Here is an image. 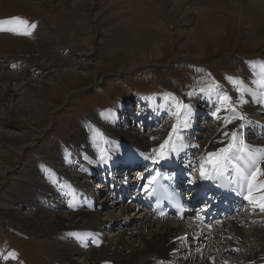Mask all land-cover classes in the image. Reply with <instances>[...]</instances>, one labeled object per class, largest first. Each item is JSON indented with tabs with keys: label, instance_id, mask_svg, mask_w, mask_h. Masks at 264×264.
I'll list each match as a JSON object with an SVG mask.
<instances>
[{
	"label": "bare ground",
	"instance_id": "1",
	"mask_svg": "<svg viewBox=\"0 0 264 264\" xmlns=\"http://www.w3.org/2000/svg\"><path fill=\"white\" fill-rule=\"evenodd\" d=\"M90 1L91 7L88 5L89 8L86 9V12L84 11L83 14H81L82 16L80 14L74 15L70 21H76L82 18L89 21L97 20L99 23L102 22V24L100 27L96 22L94 24V36H96L95 43L94 40L93 42L89 41L86 36L82 37L76 35L74 31L72 37L74 46H71L69 51H65L64 53L73 56V60H77L72 61L71 64L80 63L78 59L82 57L81 49L83 53L87 52L89 42L90 45L93 44L90 47L91 49H100L96 47L101 45L107 46L109 49L108 54H114V51L117 52L118 50L119 52H135L148 49L151 53H155L159 50V42L157 40L151 41L149 39L150 35H147L148 32H146L145 29L147 25L143 27L138 24V20L136 22V13H133L134 15L132 14L134 20L128 15L133 11L131 13H129L130 11L127 12L128 14H123V18L121 16L120 20L116 18L113 19L114 14L99 12L100 10L98 8H102L100 0ZM22 2L23 0L1 1L0 16L9 15L6 11V4L11 3L17 5ZM28 2H32V0H26V3ZM172 2L175 7L171 5V3H167L165 6L167 8L166 11L169 10L168 17L170 22H173L172 25L170 24L171 28L174 26L178 34L176 44L185 48L186 45L192 46L194 43H197L200 44L201 48L198 54H182L177 58L175 57L172 61H195L196 58L203 56L209 51L208 48H206L207 46L203 45V41L209 42V45L211 43L213 49L214 46L219 44L220 37L218 33L221 31V27H224L222 26V21H220V15L205 9L201 11V14L199 13L200 18L196 20L188 2H185V0H174ZM139 4L141 5V2ZM224 4H227V2H224ZM31 6L36 7V5ZM140 8L143 7L140 6ZM159 12L162 13L161 10ZM157 16V14L154 16L153 13L149 16V18L157 19L155 21L153 20L157 22V24L151 21V23H153L151 32L155 33L164 29V25H162L163 20L160 21ZM141 19L140 17V20ZM132 21L134 24H132ZM193 24H195V26H193ZM59 28H62V30L58 28L40 29L33 34L35 41L33 40L32 43L27 41L29 43L28 46H26L27 42L24 41L16 42L15 40H11V38H0V42L3 44L6 43L10 45L14 43L18 45L16 47L17 49L31 48L34 53L33 57H31L32 59L22 62L25 63V66H23L24 68L20 66V69L18 68L20 71L17 69V72H12L10 70L11 66L16 62L11 61L6 56H4L6 60H0V106H5L3 111L6 113H15L20 117H28L30 112L35 108V101L33 98H35L40 91L50 89L52 87V80L55 79L56 75L59 77L69 75L70 69L61 68L60 66H62V63L52 56L57 58L60 53H63L61 51L54 52V49L60 45L61 40L66 38L65 36H67V34L69 35V32L73 33V29L69 24H64ZM147 29L150 30L149 27ZM202 29H204L203 33L205 35L202 34ZM111 32L113 33V38H111L112 36L110 37ZM251 32L258 37L260 35H262L261 37L264 36V32L261 34V30L256 29V31L252 30ZM152 38L155 37L152 36ZM45 39L50 40L44 43ZM256 42L259 41L253 38L250 40L252 45H255ZM260 55L264 57V51L261 52ZM139 56L141 57V55ZM146 59L147 57H144L143 61ZM257 60L259 59L256 58V60L251 62L255 68L258 64H261ZM147 63H149V60L143 63L135 62L132 63L128 69H141L144 68ZM32 73H37L40 76H35L34 78V75L31 76ZM248 75L249 76L245 78L241 76L239 72L238 76L235 77L233 85V88L236 87L238 90H235L236 92L230 90L227 94L223 93V96H227L231 99L233 98L234 100L231 102L241 107L244 112L252 118H260L262 116L261 109L259 107L248 106L249 99L259 104L261 94L259 86L254 80H251L254 78V75ZM11 81H16L19 84L17 83V85L15 84L16 86H13ZM14 83L15 82H13V84ZM21 89H23V93L20 92ZM174 93L177 96V102L170 98L164 99L163 97L161 98L153 95L149 97L148 102L151 105L158 102V105H160L162 109L165 110L166 115L170 117L173 115L174 111L178 109L177 105H186L184 102V90L178 89L174 91ZM26 97L31 99L27 100ZM17 98L19 99L16 100ZM131 100L132 99L128 98L125 100L124 104L120 103L118 106L115 105L104 117L96 118L91 115V117L88 118L89 124L79 128V133H77L74 139L75 144H73V146L78 155L69 147L56 148L57 150L48 155L47 161H49L51 165H53L54 162L57 168L54 169L53 166L47 164H36V166L31 168V174L33 176L32 185L34 187L28 184L30 179L25 178L28 180L24 189L26 190L25 193L27 196L25 197L27 200L23 201L14 191L11 193L3 192L2 197L4 201L1 208L5 213L7 212L8 214L15 215L18 219V224L21 223L22 225L28 226L31 232L42 235L44 237V239L42 238L45 244L44 246L47 247L53 258L66 260L70 264H211L208 256L210 255V249H213L216 245L212 243V240L209 241L208 238H205V236H199L198 241L194 239L191 230L198 226L204 228L203 225L200 226L198 224L195 217H187L184 220L176 217L159 219L146 208L140 207L137 211L138 220L128 222L126 218L129 217H127L126 214H128L133 204L128 202V200H121L115 193L108 194L109 185L107 184L97 183L92 185L90 183L91 178L94 177L92 176L94 170L103 168L107 162L116 164V159L130 155L133 148H139L141 151L140 157L145 161L149 159L150 162L159 158L157 152L160 150L161 145H165L166 141L167 144L163 151L164 155L169 158L179 160L183 158L182 154L184 155L185 151L190 149L184 139H180L176 134H173L172 127L174 122L165 132L158 129L152 133H143L139 128H123L122 124L125 126L128 125V122L126 119L122 120L123 118H121L119 114L125 111V109H129V107L126 106L130 104ZM203 100H207V98L203 97L202 101ZM187 106L186 108L178 109L174 121L182 120L183 117H185V120L182 121H189L191 117L194 116V114L191 113L194 112L196 115V112L201 110V106L197 101ZM161 116L162 113L157 112L153 118L159 119ZM218 117L219 115L216 116V118ZM124 122H126V124ZM154 126L157 127L156 124L153 125V127ZM2 132L6 134L10 133H7L6 130H2ZM13 133L16 134L15 132ZM233 133L236 134L235 140L232 138ZM2 136L3 135L0 133V137ZM211 136H213V138L207 141L205 145L201 146L202 155L198 156L194 163L200 175L202 170L206 172L207 169H212V164L213 168H215L221 161H227L232 166H240L242 158L251 153L254 154L259 161L261 170H264V159H261V157H264V152L256 150L262 146L264 148V139L254 146H247L245 143L241 145L240 141H245L246 138L242 135V123L239 119L232 117L230 123L218 122V127L213 129ZM19 137L23 139L22 135H19ZM37 138L38 135H35L34 140L30 144H34ZM230 143L235 145L230 152L220 153L219 150L226 148ZM181 149L182 152L180 151ZM239 149L243 150L241 151ZM211 153H217L218 155L212 157L210 156ZM137 155L138 153L135 151L133 156ZM209 160L214 162L209 163ZM198 164H200V166H198ZM138 170V172H140L143 169ZM114 173L116 176H120L116 170ZM124 173L125 172H123V174ZM255 173L256 170L253 169L251 174L252 181H259L261 178H264V176H256V179L253 180L252 177ZM88 185H91L93 192H95L94 188H97L103 194L105 193V195L114 198V201L106 203V200H104L105 197L96 198L95 205H87V208L79 199L81 198V190ZM259 191L262 194L256 200L264 201L263 181ZM61 192L63 195L65 194L67 196L66 202L60 200ZM34 200L39 202L38 204L40 205L34 203ZM13 201H16L15 206L11 204ZM8 204H11L12 207H8ZM22 204H25L29 210H32L31 215L17 210L21 209ZM102 216H105V218H102ZM239 225L240 222L237 220L225 223L224 228L220 232V237L217 238L218 244L222 245L223 248L229 245L234 246L235 243L230 238L232 235H234V239L237 241L243 239L244 231ZM263 226L261 224L253 228L250 241L256 242L257 247L242 253L239 252V254L241 253L240 255H242L239 264H264ZM184 232L189 234L188 244L187 246L182 245L183 248L180 249L179 255L176 257V248L180 241L179 236L183 235ZM201 232L203 231L201 230ZM90 233H94V235L98 237V240L101 241L98 246H91L92 241H90V239L87 240ZM225 235L229 237L223 238L222 236ZM10 254L12 255V251L10 250L9 244L0 231V264H12L9 258ZM5 257L8 258L5 259ZM219 257L223 262L228 260V256L224 254L223 251ZM79 259H83V263L78 261Z\"/></svg>",
	"mask_w": 264,
	"mask_h": 264
},
{
	"label": "rangeland",
	"instance_id": "2",
	"mask_svg": "<svg viewBox=\"0 0 264 264\" xmlns=\"http://www.w3.org/2000/svg\"><path fill=\"white\" fill-rule=\"evenodd\" d=\"M1 1L3 0H0V3ZM172 1L174 0H100L102 8H98L99 12L112 13L114 14L113 19L120 20L121 16L123 18V14L129 11V13L133 11L131 14L127 13L133 18V13H136V22L138 20L139 25L143 27L147 25L146 27L150 28V30L145 28L146 32H148L147 35H150L149 39L151 41L157 40L159 42V50L155 53H151L148 49L135 52L122 51L123 53L118 50L117 52L114 51V55L112 53L108 54L109 49L105 45L96 47L100 49H91L90 47L93 44L90 45L89 42L87 52L83 53L81 49L82 57L78 59L80 63L73 64L71 62L77 60H73V56L64 53L65 51H69L71 46H74L72 43L74 31L76 35L86 36L89 41L93 42L94 40L95 43L94 24L96 22L99 27L102 24V22L99 23L97 20L89 21L82 18L80 20L77 19L78 21H70L74 15H81L84 11L86 12V9L89 8L88 5L91 7L90 0H32V2L28 3H26V0H23L22 3L17 5L6 4V11L9 15L0 16V22H3V19H6L4 21L12 22L7 24L0 23V38L6 37L16 42L28 41L32 43L33 40L35 41L33 34L40 29L58 28L62 30L59 27L64 24H69L73 29V33L69 32L70 37L67 34L65 36L67 39H62L60 45L54 49V52L61 51L63 53H60L57 58L52 56L62 63L61 68L70 69L69 75H63L64 77L56 75L55 79L52 80V87L48 90L40 91L33 98L35 108L30 112L28 117H20L15 113H6L3 111L5 106H0V133L3 135V138L0 137V231L12 251V255H9L12 264L16 260V264H70L66 260L53 258L47 247L44 246L45 244L42 241L44 237L42 235L31 232L30 227L21 223L18 224L19 222L15 215L8 214L7 212L6 214L3 211L1 208L4 201L2 194L3 192L11 193L14 191L23 201H26L27 198L25 196L27 194L24 189L28 181L27 179H30L28 184L33 186L31 168L38 163L53 166L54 169L57 168L53 161V165L47 161L48 155L60 147H69L75 152L73 144H75L74 139L77 133H79L78 129L88 125V118L91 115L96 118L104 117L113 106L119 103L124 104V101L128 98L134 100L137 96L159 93L162 94V97L169 99V92L171 93L173 90L174 93L178 89L186 90L185 102L192 100V93L196 89L215 86V80L210 75L204 73L201 77V75H197L194 72L193 67L195 65L197 67L204 65L206 69L213 71L232 90L233 87H231L229 77L233 74L237 75L240 71V75L246 78L249 76L248 74L252 76L250 72L257 68L251 64L253 60L244 59L257 58L259 59L257 60L258 62L264 63V57L260 55L264 51V36L261 37L262 35H260L258 37L251 32L252 30L256 31V29L261 30V34L264 32V0H185V2H188L193 12L191 13L196 20L200 18L201 11L206 9L217 15L219 14L220 21H222V26L224 27H221V31L218 33L220 41L218 45L214 46L215 50L211 47V43L209 45V42L203 41V45L207 46L206 48L209 50L206 54L196 58L195 61L185 60L180 62H173L172 60L182 54H198L201 48L200 44L197 43H194L192 46L186 45L185 48L176 44L178 34L174 26L171 28L173 22H170L168 17L169 10L166 11L167 8L165 6L167 3L173 5ZM140 2L141 5L139 4ZM224 2H227V4H224ZM31 5H36V7ZM140 6L143 8H140ZM160 10L162 13L159 12ZM151 13L154 16L157 14L160 21L163 20L162 25H164V29L162 31L151 32L153 26L151 21L157 20L156 18H149ZM140 17L142 18L141 20ZM13 18L19 19L14 20ZM154 24H157V22H154ZM32 25H35V27L33 28ZM203 31L204 29H202V34L205 35ZM152 36L156 39L152 38ZM110 37H114L112 32ZM250 38L256 39L259 42L252 45ZM49 40L45 39L44 43L45 41L49 42ZM28 42L26 46L29 45ZM1 43L0 60H6L4 57L6 56L11 61L17 63L11 66L10 70L12 72H17L20 66L24 68L25 63L22 62H26L33 57L34 53L31 48L17 49L18 45L14 43L10 45ZM144 57H147V59L143 61ZM147 60H149V63L144 68L128 69L132 63H143ZM19 69L18 71H20ZM33 75L34 78L35 76H40L37 73H32L31 76ZM251 80L256 81L255 78ZM11 82L13 86H16L18 83L16 81ZM13 82L15 83L13 84ZM234 90L237 91L238 88L235 87ZM20 92L23 93V89ZM170 97L173 98L172 95ZM26 99L31 98L26 97ZM232 100L234 99L232 98ZM250 100L252 99L248 100L249 107ZM175 101L177 102V96ZM110 107L112 108L109 110ZM107 110L109 111L105 113ZM121 114H123L121 116L122 120L126 119L128 122V125L123 126L122 124L123 128L128 126V128L138 129L137 125H134L132 121L133 115L130 108L125 109ZM124 123L126 124V122ZM165 123L166 121L162 125ZM2 130L10 133L6 134ZM210 130L208 129L206 132L208 139L202 142L205 141L206 143L213 138L211 136L213 131H211L210 135ZM143 133L145 132L143 131ZM19 135H22L23 139ZM35 135H38V138L34 144H30L34 140ZM75 154L78 155L77 152ZM136 170L138 169H135L134 172ZM134 172L130 173V175H133ZM98 182L96 181L91 184L95 185ZM108 189V194L112 193L110 186H108ZM102 195V197H105L106 203L114 201V198H111L109 195L107 196L105 193H102ZM34 203L40 205L36 200H34ZM11 204L15 206L16 201L11 202ZM11 204L7 206L12 207ZM17 210L29 215L32 214V210H29L25 204H22L21 209ZM137 211L138 208L133 204L128 214H126L129 217L126 220L128 222L138 220ZM102 218H105V216H102ZM252 232L253 228L244 231L242 247L246 248V251L257 247L256 242L250 241ZM214 241L217 242L218 239ZM180 242H178L179 245ZM179 245L176 248V257H178L180 249L183 248H180ZM16 253H19L20 256H17ZM13 256L15 257L14 259L12 258ZM240 256L242 258V255ZM18 258H20V262ZM78 261L82 262L83 259H79Z\"/></svg>",
	"mask_w": 264,
	"mask_h": 264
},
{
	"label": "snow or ice",
	"instance_id": "3",
	"mask_svg": "<svg viewBox=\"0 0 264 264\" xmlns=\"http://www.w3.org/2000/svg\"><path fill=\"white\" fill-rule=\"evenodd\" d=\"M14 20H18L19 18H13ZM12 21H3V22H0V23H5V24H7V23H11ZM32 27L34 28L35 27V25H32ZM10 30V29H9ZM255 83L261 88V89H264V75H262L261 77H260V79H258V80H256L255 81ZM203 91V90H202ZM224 101H228L230 98L229 97H227V96H224L223 98H222ZM186 107H188L187 105H183V104H179V105H177V108L178 109H181V108H186ZM241 119H242V117H241ZM229 123L231 122V121H228ZM227 135V134H226ZM232 138H233V140H235L236 139V134L235 133H233L232 134ZM240 143H241V145H243L244 144V141L243 140H241L240 141ZM167 144V141L165 142V145ZM165 145H161L160 146V150L157 152V155L161 158V159H163L164 158V151H163V149L165 148ZM235 145L234 144H232V143H230L226 148H222V149H220L219 151H220V153H228V152H230V150L234 147ZM239 150H243V149H239ZM218 154L217 153H211L210 154V156H212V157H215V156H217ZM253 161H255L257 158L256 157H254V156H251L250 157ZM261 159H264V157H261ZM214 161H212V160H209V163H213ZM239 171V170H238ZM201 176H205V172L202 170L201 171ZM256 176H264V170H261L259 167H257L256 168V173H255V175L252 177V179L253 180H255L256 179ZM205 178H211V177H205ZM242 178H244V179H247V176L246 175H244L243 173H242ZM252 187H254V185L253 184H250L249 185V192H251V190H252ZM260 207H261V210H264V203H261L260 204ZM97 244H99V242L97 241ZM8 257H5V259H7ZM13 259L15 258L14 256L12 257Z\"/></svg>",
	"mask_w": 264,
	"mask_h": 264
}]
</instances>
